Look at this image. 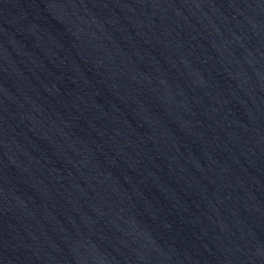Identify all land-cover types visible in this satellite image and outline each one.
I'll return each mask as SVG.
<instances>
[{"label": "water", "instance_id": "1", "mask_svg": "<svg viewBox=\"0 0 264 264\" xmlns=\"http://www.w3.org/2000/svg\"><path fill=\"white\" fill-rule=\"evenodd\" d=\"M0 264H264V0H0Z\"/></svg>", "mask_w": 264, "mask_h": 264}]
</instances>
